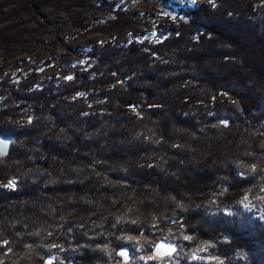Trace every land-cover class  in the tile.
Masks as SVG:
<instances>
[{
	"label": "trees",
	"instance_id": "trees-1",
	"mask_svg": "<svg viewBox=\"0 0 264 264\" xmlns=\"http://www.w3.org/2000/svg\"><path fill=\"white\" fill-rule=\"evenodd\" d=\"M62 2L89 32L88 0ZM99 6L107 31L167 21L156 42L91 44L70 80H0V181L15 182L0 188V264H125L124 244L128 264H264V0ZM1 10L12 54L23 31ZM161 239L174 256L152 257Z\"/></svg>",
	"mask_w": 264,
	"mask_h": 264
},
{
	"label": "rangeland",
	"instance_id": "rangeland-1",
	"mask_svg": "<svg viewBox=\"0 0 264 264\" xmlns=\"http://www.w3.org/2000/svg\"><path fill=\"white\" fill-rule=\"evenodd\" d=\"M41 1L0 0L3 15L11 9L17 10L16 14H11L9 24L17 31H23L22 38L25 40L12 54L0 50V80L6 73L18 80L19 76L26 78L34 70L38 80L49 78L58 84L62 80H70L67 77L72 79L77 70L88 69L87 53L91 44L114 40L122 45L129 41L130 37L140 40L144 36H148L153 42L157 41L159 35L154 27L167 21L164 16L156 14L155 19L146 16L143 18L146 21L144 26L139 25L135 31L132 29L107 31L105 29L109 28L104 24L111 16L108 12L96 8L104 2L120 7L130 15L139 16L158 7L178 10L194 7L201 1L209 2V0H195V3L192 0H88L86 16L91 18L93 27L89 32L80 33L74 31L68 24L62 0H52L46 7H40ZM22 120V117L4 118V122L10 126H17ZM9 185L10 182L0 181V188H14Z\"/></svg>",
	"mask_w": 264,
	"mask_h": 264
},
{
	"label": "water",
	"instance_id": "water-1",
	"mask_svg": "<svg viewBox=\"0 0 264 264\" xmlns=\"http://www.w3.org/2000/svg\"><path fill=\"white\" fill-rule=\"evenodd\" d=\"M11 140H12V137H8L7 135L0 137V156L1 157L6 155V154H9V151L11 148V145H10ZM160 244H164L166 246L171 245L175 249V251L172 252L170 255H164V254L158 255L156 252V247H157V245H160ZM153 245L154 246L152 247V257L155 259H162L164 257L168 258V257L174 256L177 253V250L179 247V245H177V243H175L174 241H167V239H161V240L155 241ZM122 252H126L128 254L127 260L125 259L124 256L121 255ZM163 252H164V249L161 250V253H163ZM130 254H131V249L126 244L122 245L117 250V253H116L117 257H119L121 259V262H123L125 264H128L129 262H131L132 258H131Z\"/></svg>",
	"mask_w": 264,
	"mask_h": 264
},
{
	"label": "snow or ice",
	"instance_id": "snow-or-ice-1",
	"mask_svg": "<svg viewBox=\"0 0 264 264\" xmlns=\"http://www.w3.org/2000/svg\"><path fill=\"white\" fill-rule=\"evenodd\" d=\"M192 2L195 3V0H192ZM209 2L213 3V5L215 6V0H209ZM67 79H71V77H67ZM14 184H15V182L12 181V182H10L9 186L12 187V186H14ZM185 239L187 240V239H190V238L189 237H185ZM5 243H7V242H5ZM162 249H164L163 253H161ZM174 251H175V249L171 245L166 246L164 244H160V245H157V247H156V252H157L158 255H160V254L170 255ZM121 255L124 256L125 259L127 260V255L128 254L126 252H122Z\"/></svg>",
	"mask_w": 264,
	"mask_h": 264
}]
</instances>
